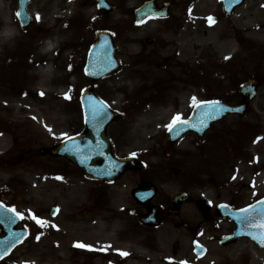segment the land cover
<instances>
[{"label": "rangeland", "instance_id": "obj_1", "mask_svg": "<svg viewBox=\"0 0 264 264\" xmlns=\"http://www.w3.org/2000/svg\"><path fill=\"white\" fill-rule=\"evenodd\" d=\"M93 1L31 0L32 22L22 28L18 0H0V32L6 21L18 27L14 38L0 39V45L5 43L0 47V157L18 158L11 165L0 164V197L4 195L8 204L24 214L22 223L33 220L34 226L31 238L14 258L20 255L31 264H78L80 258L69 243L82 237L100 246L113 244L114 239L120 249L137 256L144 253L142 260L129 258L130 264H174L175 260L176 264H253L255 257L260 259L258 264H264V248L246 239L223 246L215 237L232 231L234 223L212 213L205 222L193 202L203 197L214 206L223 202L241 206L264 194V0H248L231 16L224 13L222 0H157L159 6L170 2L169 18L149 17L138 26L132 9L142 0H109L119 6L112 13L98 12ZM65 15L74 18L66 21L68 26L65 17L59 18ZM214 15L217 23L210 25L207 18ZM106 25L119 32L118 55L124 65L116 74L93 82L84 74L81 62L86 60L96 28ZM53 33L59 37L55 40L59 53H50L55 64L48 69L51 75L44 76L39 67L46 60L42 44ZM146 38L155 41L150 44ZM12 58L17 61L7 66ZM73 64L79 68L73 69ZM251 77L260 79L262 86L245 115L227 116L203 140L188 133L174 144L168 141L165 125L177 114L182 119L191 117L195 111L192 97L237 102L238 89ZM91 85L113 109L124 112L123 119L108 129L116 141L114 152L118 156L135 153L149 166L145 176L131 172L111 185L110 204L104 190L98 203L100 190L92 189L96 183L68 160L38 153L60 143L62 134L83 130L79 94ZM121 85L124 94L118 88ZM121 127H125L123 133ZM139 130L146 132L142 138ZM28 149L33 156L21 161ZM165 150H171V155L165 156ZM144 178L161 189L162 197L190 193V202L176 218L188 226L176 227V231L171 223L157 229L139 228L140 233L128 231V238L118 243L108 232L116 228L105 223L103 210L110 219L118 218L115 223L121 227L117 230L127 229L130 219L120 213L122 220L119 212L110 210L122 205L135 208L128 200L130 192ZM52 206L59 209L56 217L49 213ZM30 213L47 221V226L39 227ZM86 218L90 220L87 224L79 222ZM99 224L106 231L100 233ZM199 225L204 236L198 239L208 246L204 257H198L191 244L190 232L196 234ZM66 231L70 236L62 234ZM150 236H157L152 248L134 247ZM242 242L245 248L234 249Z\"/></svg>", "mask_w": 264, "mask_h": 264}, {"label": "water", "instance_id": "obj_2", "mask_svg": "<svg viewBox=\"0 0 264 264\" xmlns=\"http://www.w3.org/2000/svg\"><path fill=\"white\" fill-rule=\"evenodd\" d=\"M234 2L233 5L243 3L245 0H227ZM26 5L27 0H21L20 5V16H24L23 19L28 21V16L26 15ZM108 8V7H104ZM136 13L140 14L141 18H143L146 15H149L151 13L158 14V11H156V8H154V5L151 3H145L142 8L136 10ZM97 39L98 42L96 44V49L93 51L90 62L86 68V72L94 73L89 74L93 78H98L102 76L104 73L108 72L110 70V67L108 68L107 65L110 63V60H112L114 56V46H112V35L110 33L105 32H98L97 33ZM111 40L110 42H107ZM114 64V63H113ZM259 82H257L255 79H251L249 82L243 85L241 89V93L244 95V101L242 104L237 106H229L226 104L221 105V109L213 110L211 105L202 107L201 112L199 115H197L192 121L190 126L186 128H177V135L171 138V140H175L178 138V136L186 131L189 130H198L200 131V134L204 132L207 128H209L214 122H216L218 119L223 118L225 115L232 113V112H244L249 104V102L256 96L257 94V87L259 86ZM92 89H89L85 92L86 97H92ZM89 113V109H88ZM87 113V117L89 118V115ZM105 115L100 117L97 120L92 119V115H90V120L88 121V127L89 132H87L85 135L76 137L71 141L66 142V147H58L54 150H51V153L54 154H63L68 156L70 159H72L75 163L82 166V168L85 170V172L91 176V177H97V178H115L121 175L126 169L128 168H138L139 165L136 163L135 158L131 159H115L111 156L109 146H108V140L106 137L105 129L108 122H110L112 119L116 118L117 114H107L104 111ZM173 135V132H171ZM79 141H84L86 145H80ZM89 144H91L89 146ZM77 146L80 150H77ZM63 149V150H62ZM102 161L103 165L98 166V161ZM143 194H137V198H146L151 196V192H147ZM188 196L186 194H182L176 197L177 204H181L185 200H187ZM200 205L204 208L206 211L207 209L205 204L203 202H199ZM224 208V207H221ZM226 212V213H225ZM223 214L226 216H230L233 219L239 223L238 229L234 236L231 237V240L239 238L241 236L248 235L249 231H257V230H251L246 227H244L240 220L238 219V214L236 212H232L230 210L225 211ZM0 213H5L2 208H0ZM11 216L8 214V217L6 219L3 218V220L8 221ZM145 222H152L153 219L151 218H144ZM8 230V229H7ZM9 231V230H8ZM8 233V232H7ZM19 237V234L17 232H10L9 237H7L5 240H9V238L13 241L16 240ZM226 241V240H224ZM2 241H0L1 243ZM10 243H6L4 245L0 246V251L5 250ZM202 253V252H200Z\"/></svg>", "mask_w": 264, "mask_h": 264}, {"label": "flooded vegetation", "instance_id": "obj_3", "mask_svg": "<svg viewBox=\"0 0 264 264\" xmlns=\"http://www.w3.org/2000/svg\"><path fill=\"white\" fill-rule=\"evenodd\" d=\"M146 182H147L146 184H149L148 183L149 181H146ZM99 184L104 185V188H102V190L106 192L105 194L106 200L109 198V204H110L112 202V197L114 194V189L111 187L112 184L106 183V182H99ZM137 186H141V185L137 184ZM133 190L134 188L131 189L130 198L128 200L134 204L137 210H128L125 208L123 209L120 208L119 212L122 215L130 216V217L135 215L138 218L141 214L148 213L149 211L154 209L158 213V218H159V223H160L159 228L163 227L166 224H170V223L173 224L175 231H176V227L184 228V229L187 228L188 224L186 222L184 221L176 222V217L178 216L182 208L179 209L176 215V205H175L174 197H162L161 190L158 189V194L153 200H147L144 204H139L131 197ZM110 211L112 213H116V209L112 207ZM210 219H211L210 216L206 218V220H210ZM140 227L143 228L144 230L154 229V226H147V225H142V224H140ZM197 230H198L197 235L200 236L202 234L201 233L202 226L201 225L198 226ZM190 233H191V238H194V235L192 234V232ZM125 234L126 233L121 230L118 231V238L120 241H122L124 237H127L125 236ZM156 237L157 236H150L148 237V239L157 240ZM173 252L176 253V243H175V250ZM81 253L83 255L82 256L83 264H111V263L128 264L130 261L129 256H122L120 253L117 254L116 249L114 247H108V246L103 247V248H97V249L81 247ZM3 263H5V261ZM3 263H0V264H3Z\"/></svg>", "mask_w": 264, "mask_h": 264}, {"label": "snow or ice", "instance_id": "obj_4", "mask_svg": "<svg viewBox=\"0 0 264 264\" xmlns=\"http://www.w3.org/2000/svg\"><path fill=\"white\" fill-rule=\"evenodd\" d=\"M238 2V0H237ZM105 6L103 3L98 4V7ZM21 14L17 13V16L19 17ZM36 19H39V15L37 14ZM208 22L211 25L214 23V19L212 17H208ZM227 59V57H226ZM89 74H94V73H89ZM43 95V93H41ZM66 98L67 95H66ZM89 101L91 103V98H89ZM102 103V102H101ZM208 105H211L213 110L221 109V105L219 101H199L196 97H192V107L195 109H200L202 107H206ZM106 107V105H105ZM105 113H103L99 108H96L94 105L92 107V119L97 120L100 117L104 116ZM35 119V117H33ZM86 122H87V117H86ZM191 121L190 120H184L181 118L179 114L174 116L171 120L170 123L165 125L167 130L169 132H173L177 128H186L190 126ZM50 133L52 132V129L48 128L47 129ZM199 130V129H198ZM65 138L66 141H71L74 138L70 137L67 135V133L62 134ZM77 147V146H74ZM77 150L79 151L80 149L77 147ZM133 156L135 153L132 154ZM236 177L233 176V179ZM57 179H60L59 177ZM221 207H227L226 205H221ZM0 208H3L5 212H10L12 213L15 217H18L20 219H24V215L20 212H18L15 208H6L3 204H0ZM30 218L34 219L37 223V225L41 228H44L47 226V221H44L42 219H38L35 217L34 214L30 213ZM238 219L240 220L241 224L251 230H257L255 232L249 231L248 235H251L254 240H257L261 244V246H264V200L258 201L257 205H250L246 208H242L239 210L238 214ZM9 222H11V218H9ZM39 236H37V240H39ZM76 247H87L83 243H77L75 245ZM110 247V246H108ZM122 256H126L127 253L121 252L120 253ZM180 264H186V262L181 261Z\"/></svg>", "mask_w": 264, "mask_h": 264}, {"label": "bare ground", "instance_id": "obj_5", "mask_svg": "<svg viewBox=\"0 0 264 264\" xmlns=\"http://www.w3.org/2000/svg\"><path fill=\"white\" fill-rule=\"evenodd\" d=\"M206 1L209 2V0H206ZM167 115H168V111L164 114V116L166 117ZM143 125H144V123L141 124L140 128L143 127ZM151 129H152V126H151ZM145 133L146 132H142V131L139 130V136H140V138H142ZM98 230H99L100 233L106 231L105 226L102 225V224H99L98 225ZM237 247L238 248H245L243 246V242L240 243L238 246H236L234 249H236ZM139 254L144 256V253H139ZM259 261H260L259 257H255L254 258V261H253V264H258Z\"/></svg>", "mask_w": 264, "mask_h": 264}]
</instances>
